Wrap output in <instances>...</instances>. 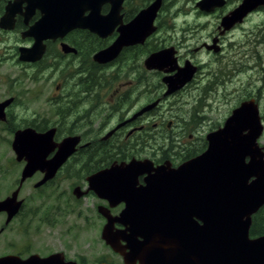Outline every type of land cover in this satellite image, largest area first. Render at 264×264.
Instances as JSON below:
<instances>
[{
  "label": "flooded vegetation",
  "instance_id": "1",
  "mask_svg": "<svg viewBox=\"0 0 264 264\" xmlns=\"http://www.w3.org/2000/svg\"><path fill=\"white\" fill-rule=\"evenodd\" d=\"M56 1L0 0V202L14 195L12 203L13 207L16 206L15 210H11L13 214L8 222L7 211H0V238L9 234L8 242H1L0 258L12 257L25 261L32 256L39 259L54 257V260L62 263L89 264L86 258L79 255L77 231L79 200L90 199L100 221L102 244L93 249L97 255L93 264H141L139 252H132L127 247L126 226L114 222L110 227V239L114 243L106 244L101 239L107 219L99 210L117 218L125 205L121 202L111 207L108 200L99 198L93 191H87L86 179L114 165L128 164L131 160L147 159L153 163V167L169 162L171 168L186 161L174 160L172 156L159 162L160 158L152 156L157 154L155 147H145V127L141 121L144 117L154 115L164 100L152 98V101L139 108L129 109L127 100L132 99L127 96L128 91H123V84L114 85L125 76L123 67L119 65L125 59L129 58L130 61L139 56L142 65L138 67L144 68L143 61L149 54L143 59L142 47L158 30L161 9L154 21L156 31L143 44L125 46L115 59L98 64L94 61V55L117 39V27L110 35L99 37L88 29L76 26L73 18H65L68 10H64ZM152 1L144 5V0H122L119 12L121 24H128ZM242 1L223 0L220 7L210 12L217 16L215 31L194 52L223 56L224 39L232 31L244 27L250 18L264 15V4H261L244 14L229 30H223V18L239 7ZM109 9L110 4H104L101 15H106ZM253 35H260L257 40L259 44L264 42V29L258 33L254 31ZM214 39L219 49L217 53L207 48ZM257 41L250 40L254 44ZM169 47L173 46L168 44L163 48ZM174 49L179 62L177 48ZM246 55L251 58V51H246ZM196 67L200 70L203 64ZM151 72L156 75L161 73L157 70ZM135 80L138 84V76ZM154 89L157 90V87ZM131 95L138 96L136 93ZM158 99L159 103L151 111L137 114L144 106ZM250 101L255 104V100L250 99L242 100L239 106ZM27 129L36 134L51 133L43 165L56 155L65 139L77 138L74 150L53 177L45 182L42 180L46 171L41 169L22 180V171L28 163L27 156L24 154L19 157L13 144L16 133ZM146 149L151 154L143 155ZM145 177L146 174L137 177V187L145 185ZM65 182L70 183L71 190V196L66 200L63 197ZM76 189L83 193L81 197L74 194ZM64 218L67 226L63 229ZM263 235L251 237L249 229L251 239ZM136 239L142 241L140 237ZM156 239L151 241L152 246L157 244ZM127 255L129 259H125Z\"/></svg>",
  "mask_w": 264,
  "mask_h": 264
},
{
  "label": "water",
  "instance_id": "2",
  "mask_svg": "<svg viewBox=\"0 0 264 264\" xmlns=\"http://www.w3.org/2000/svg\"><path fill=\"white\" fill-rule=\"evenodd\" d=\"M56 2L68 10L65 18H73L76 26L99 37L110 35L117 27V39L94 55L98 64L112 61L125 46L143 44L156 31L154 21L162 5V0H153L128 24L122 25L119 15L122 0ZM106 3L110 4L109 12L101 15V7ZM222 4L223 0H199L195 6L210 13ZM261 4L264 0H243L223 18L221 27L229 30L244 14ZM216 42L214 39L207 46L214 53L219 51ZM175 54L173 47L163 48L143 61L146 70L164 74L161 82L166 89L162 97L184 88L197 72V67L188 60L179 66ZM158 103L159 99L137 114L151 111ZM262 132L257 105L245 102L232 110L221 127L205 136L207 146L201 154L176 168H171L169 162L153 167L147 159L131 160L89 176L87 191L108 200L111 207L121 202L125 205L117 218L99 210L107 219L101 239L106 244L114 243L109 231L118 222L128 228L127 247L139 252L141 264H264V235L249 238L251 218L264 206V148L258 145ZM50 140V132L36 134L27 129L16 133L13 144L16 154L19 157L25 154L28 161L22 180L37 169L46 171L42 182L53 177L77 143V138L65 139L56 155L43 165ZM144 174L145 185L137 187V177ZM74 194L81 197L83 193L76 189ZM13 197L0 202V211L8 213L6 222L12 217L11 210L16 208ZM137 237L142 241H137ZM155 239L157 244L152 246ZM124 257L129 259L128 255ZM0 264L75 263L32 256L25 261L3 257Z\"/></svg>",
  "mask_w": 264,
  "mask_h": 264
},
{
  "label": "rangeland",
  "instance_id": "3",
  "mask_svg": "<svg viewBox=\"0 0 264 264\" xmlns=\"http://www.w3.org/2000/svg\"><path fill=\"white\" fill-rule=\"evenodd\" d=\"M197 1L199 0H164L157 22L160 28L151 37L153 43L164 40L163 44L175 46L179 65L185 60L193 62L195 66L203 64L193 80L180 91L162 97L165 92L164 87L157 85L158 83L162 85V74L156 75L138 67L142 65V60L139 56H135L133 60L125 59L119 64L123 67L122 73L125 76L114 84H123V91H128L127 96L132 99L127 100L129 109L139 108L146 102L152 101L154 96L159 97L161 101L164 100L157 112L144 117L141 124L145 127L143 130L145 140L149 133L153 134L150 135V143L162 142V139L169 136L174 137L176 148L167 151L169 158L175 157L176 154L183 156L189 149L200 146L202 143L200 139L221 127L242 100H255L264 127V42L259 44L260 41L257 40L260 35H253L254 31L258 33L264 29V15L252 17L244 27L232 31L224 39L223 56L207 55L203 51L193 50L215 31L217 16L199 11L195 6ZM250 40L257 42L254 44ZM249 50L252 54L251 58L246 55V51ZM136 76H138V84H136ZM154 87H157V90ZM131 93H136L138 96H132ZM258 144L264 147V130ZM156 151L157 154L152 155L155 159L162 156V150L156 149ZM146 153L151 154L148 149L144 150L143 155ZM175 159L179 161L180 156ZM69 184L67 182L63 184L65 200L71 196ZM92 205L93 201L90 199L79 200L77 231L79 255L86 258L89 264H93L97 256L93 249L102 245L99 235L100 221ZM66 222L64 218L63 229L67 226ZM8 236L9 234L6 233L0 238V248L1 242L5 244L8 242ZM52 243L56 244L53 240Z\"/></svg>",
  "mask_w": 264,
  "mask_h": 264
},
{
  "label": "trees",
  "instance_id": "4",
  "mask_svg": "<svg viewBox=\"0 0 264 264\" xmlns=\"http://www.w3.org/2000/svg\"><path fill=\"white\" fill-rule=\"evenodd\" d=\"M149 0H144V5H146L148 3ZM158 26V30L160 28V25L159 23H157ZM152 38H150L148 40L147 43H145V45L142 47V55L143 56H146L154 51H157L161 48H163L165 46V44H163V41L162 40L161 42H158L156 41L155 43H157L158 45H154L155 43H153L152 41ZM167 45V44H166ZM134 58V57H133ZM129 59V58H127ZM158 85L160 87H163V85L159 84ZM155 99V97H154ZM191 118H194V117H191ZM150 140V136L147 137V139L145 140V142H147L145 144V147H148L150 148V146L153 148L155 147L154 151H156V149L158 150H162V156H160V160L159 162H162V160H167V159H170L169 158V155L167 152L168 150H171V148H176L174 145V137L173 136H169L167 138H164L162 139V142H159V141H152L151 143L149 142ZM167 140V141H165ZM201 145L198 146V147H193L191 149H189L188 151H186V153L181 156V154H176L175 157H178L180 156V160L181 161H185V160H188L196 155H198L199 153H201L205 147H206V142H205V139L204 138H201ZM198 153V154H197ZM174 157V160H176ZM156 162H158L156 160ZM264 234V206L262 208H260L258 210V212L252 216V223H251V227H250V236L253 237V236H257V235H262Z\"/></svg>",
  "mask_w": 264,
  "mask_h": 264
}]
</instances>
